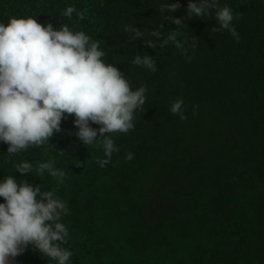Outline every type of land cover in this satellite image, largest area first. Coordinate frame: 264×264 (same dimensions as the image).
<instances>
[{
    "label": "trees",
    "instance_id": "obj_1",
    "mask_svg": "<svg viewBox=\"0 0 264 264\" xmlns=\"http://www.w3.org/2000/svg\"><path fill=\"white\" fill-rule=\"evenodd\" d=\"M168 0H0V22L35 17L67 24L100 41L133 90L146 87L134 128L112 133L118 151L103 166V149L82 145L73 116L61 122L48 145L7 156L0 142V178L41 184L67 202L63 217L72 264H264V0H219L233 9L239 42L216 31L214 13L176 26L164 17L186 16L188 0L160 12ZM68 6L84 14L63 15ZM129 25L145 38L162 35L153 49L131 40ZM176 30L177 48L163 39ZM152 55V72L131 63ZM183 99L185 119L169 109ZM98 128L99 125L91 124ZM107 135V133H105ZM62 151V154L61 152ZM133 159L126 160L127 153ZM22 160L66 173L62 184L47 172L21 176ZM3 198H0V203ZM18 264H54L31 245Z\"/></svg>",
    "mask_w": 264,
    "mask_h": 264
},
{
    "label": "clouds",
    "instance_id": "obj_2",
    "mask_svg": "<svg viewBox=\"0 0 264 264\" xmlns=\"http://www.w3.org/2000/svg\"><path fill=\"white\" fill-rule=\"evenodd\" d=\"M181 5L170 0L161 6L160 12L176 11ZM187 15L164 17L176 26H186L193 16H211L219 24L216 31L227 30L239 42L240 36L233 26V9L219 6V0H188ZM76 13L83 20L84 14L74 6L63 12L66 17ZM131 33V40H143L144 46L153 49L162 33L157 29L145 33L129 25L124 28ZM179 32L171 31L161 46L169 41L183 48L177 41ZM105 51L100 41L83 31H74L67 24L59 28L52 23L41 24L35 17H10L0 22V142L7 145V156H16L30 147L49 144L50 138L61 131V122L73 116L78 129L74 135L82 145H96L103 149L104 158L97 163L103 166L118 151L112 133H127L134 128L136 110L143 109L146 87L133 90L127 77L104 59ZM132 64L157 70L152 55L135 54ZM183 99L170 106V113L183 115ZM91 124L99 125L94 128ZM107 133V135H105ZM62 154V151H60ZM4 156V155H0ZM126 160L133 159L131 152ZM21 176L39 175L47 172L62 184L66 173L43 162L35 168L27 160L15 165ZM0 264L16 258L29 245L54 264H72L73 255L67 243L69 231L63 223L68 215L67 202L54 191L43 190L13 175L0 178Z\"/></svg>",
    "mask_w": 264,
    "mask_h": 264
},
{
    "label": "water",
    "instance_id": "obj_3",
    "mask_svg": "<svg viewBox=\"0 0 264 264\" xmlns=\"http://www.w3.org/2000/svg\"><path fill=\"white\" fill-rule=\"evenodd\" d=\"M7 264H18L17 260L14 258H9Z\"/></svg>",
    "mask_w": 264,
    "mask_h": 264
}]
</instances>
